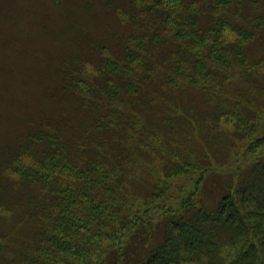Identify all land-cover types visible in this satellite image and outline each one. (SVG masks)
<instances>
[{
    "label": "trees",
    "instance_id": "1",
    "mask_svg": "<svg viewBox=\"0 0 264 264\" xmlns=\"http://www.w3.org/2000/svg\"><path fill=\"white\" fill-rule=\"evenodd\" d=\"M101 4L120 43L74 36L0 162V264H264V0Z\"/></svg>",
    "mask_w": 264,
    "mask_h": 264
},
{
    "label": "rangeland",
    "instance_id": "2",
    "mask_svg": "<svg viewBox=\"0 0 264 264\" xmlns=\"http://www.w3.org/2000/svg\"><path fill=\"white\" fill-rule=\"evenodd\" d=\"M86 1L92 6L83 14ZM115 26L101 0H0V162L15 156L31 132V119H50L74 98L60 91L66 96L49 100L45 89L55 86L56 65L67 55L86 59L90 43L80 39L85 34L120 43Z\"/></svg>",
    "mask_w": 264,
    "mask_h": 264
}]
</instances>
